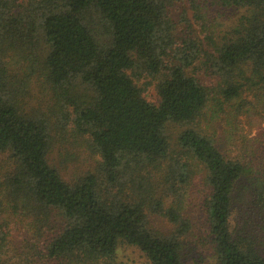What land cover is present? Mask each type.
Listing matches in <instances>:
<instances>
[{
  "label": "trees",
  "instance_id": "16d2710c",
  "mask_svg": "<svg viewBox=\"0 0 264 264\" xmlns=\"http://www.w3.org/2000/svg\"><path fill=\"white\" fill-rule=\"evenodd\" d=\"M179 1L0 0V264H264V0Z\"/></svg>",
  "mask_w": 264,
  "mask_h": 264
},
{
  "label": "rangeland",
  "instance_id": "374dc122",
  "mask_svg": "<svg viewBox=\"0 0 264 264\" xmlns=\"http://www.w3.org/2000/svg\"><path fill=\"white\" fill-rule=\"evenodd\" d=\"M179 5H183L182 0L178 2ZM178 4L174 6L172 9L173 17L176 20H179L180 9ZM33 83L32 86V94L30 97V105L33 108L40 110H46L45 99V92L43 87L41 88L38 84ZM148 99L154 103H158L159 98L154 90L153 87H150L148 90ZM257 118L256 117H241V124L243 127V132L247 134L249 137L255 136L258 132V125H257ZM69 138V137H66ZM67 149H57V157H56V164L62 170L65 178H70L72 174L78 172L81 173L83 170L92 169L94 167V157L90 148L88 147L86 141L83 137L81 138H69L66 141ZM7 155L1 157V159H5ZM122 260L127 261L129 264H142L143 259L139 252L134 251L133 249H127L122 253Z\"/></svg>",
  "mask_w": 264,
  "mask_h": 264
}]
</instances>
